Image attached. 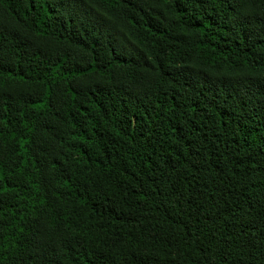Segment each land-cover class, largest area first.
I'll return each mask as SVG.
<instances>
[{
    "label": "trees",
    "instance_id": "16d2710c",
    "mask_svg": "<svg viewBox=\"0 0 264 264\" xmlns=\"http://www.w3.org/2000/svg\"><path fill=\"white\" fill-rule=\"evenodd\" d=\"M0 264H264V0H0Z\"/></svg>",
    "mask_w": 264,
    "mask_h": 264
}]
</instances>
